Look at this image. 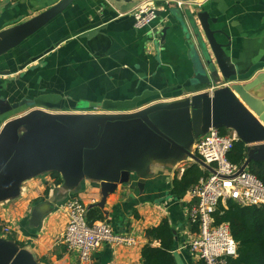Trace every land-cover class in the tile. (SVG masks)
<instances>
[{
    "label": "crops",
    "instance_id": "1",
    "mask_svg": "<svg viewBox=\"0 0 264 264\" xmlns=\"http://www.w3.org/2000/svg\"><path fill=\"white\" fill-rule=\"evenodd\" d=\"M59 1L0 0V32ZM137 4L76 0L24 46L1 57L0 72L7 73L0 76V90L5 89L0 93L11 102L29 99L36 102L33 108L40 107H25L12 115L37 110L128 115L208 90L193 81L189 47L182 35H175L171 9L137 28L131 14ZM127 7L131 10L126 13ZM196 9L208 11L230 35L227 53L238 74L234 82L248 83L264 74V0H204ZM96 29L100 33L83 38ZM196 142L189 146L190 154L167 144L143 148L129 173V185L118 186L108 196L102 209L106 221L115 233L136 237V246L104 245L91 261L81 263L64 240L65 205L75 196L88 208L94 207L102 200L101 189L87 177L67 181L59 170L24 180L18 197L0 201V238L17 246L31 264H142V249L150 241L147 230L167 220L176 232L174 254L181 264H198L185 248L195 234L189 217L192 198L189 190L183 198L173 195L176 178L193 165L204 168L195 160ZM53 172L62 175L61 185L53 182ZM45 202L51 203L53 212L36 228L32 212ZM1 227L9 228L10 234L4 235ZM159 245L153 242V246Z\"/></svg>",
    "mask_w": 264,
    "mask_h": 264
},
{
    "label": "water",
    "instance_id": "2",
    "mask_svg": "<svg viewBox=\"0 0 264 264\" xmlns=\"http://www.w3.org/2000/svg\"><path fill=\"white\" fill-rule=\"evenodd\" d=\"M75 1L61 0L32 19L0 32V58L20 47ZM112 1L133 7L142 0ZM129 7L125 8L126 13L131 10ZM171 11L175 35L177 38L182 35L189 47L193 81L208 90L128 115H78L46 109L50 112L28 111L14 116L22 108L40 107L33 108L36 102L29 99L11 102L0 93V201L18 197L24 180L48 170H59L67 181L87 177L97 182L102 200L94 207L104 209L108 196L118 186L129 185V173L143 148L167 144L190 154L189 146L212 128L232 131L248 146L249 156L242 170L249 169L254 161L264 162V74L248 83L234 82L237 68L227 53L231 37L223 23L212 18L208 11L194 8ZM156 16L162 17L163 11H157ZM100 31H90L83 38ZM166 32L164 29L162 41ZM5 73L0 72V76ZM195 160L213 172L199 157ZM52 212L50 202L38 205L32 212V225L39 227ZM31 262L17 246L0 238V264Z\"/></svg>",
    "mask_w": 264,
    "mask_h": 264
},
{
    "label": "built area",
    "instance_id": "3",
    "mask_svg": "<svg viewBox=\"0 0 264 264\" xmlns=\"http://www.w3.org/2000/svg\"><path fill=\"white\" fill-rule=\"evenodd\" d=\"M199 7L200 2L142 0L131 14L135 26L142 28L157 17V11ZM238 140L234 132L221 135L218 129L212 128L195 144L198 157L213 169L212 172L202 168L207 175L188 191L193 201L189 217L198 230L185 248L198 264H230L238 257V243L230 226L227 223L216 224L215 213L220 206L227 207L229 201L241 206H264V183L248 168L242 170L244 164L236 165L228 159ZM65 206L68 224L64 240L69 251L77 254L81 263L91 261L94 253L104 245L133 247L138 244L134 236L115 233L107 221L89 225L88 206L77 197L71 198ZM3 234H10V229L4 227Z\"/></svg>",
    "mask_w": 264,
    "mask_h": 264
},
{
    "label": "trees",
    "instance_id": "4",
    "mask_svg": "<svg viewBox=\"0 0 264 264\" xmlns=\"http://www.w3.org/2000/svg\"><path fill=\"white\" fill-rule=\"evenodd\" d=\"M219 132L221 135H228L230 131L220 129ZM248 156V146L238 140L228 154V159L233 164L242 165ZM249 171L264 183V162H252ZM206 175L207 172L197 165L189 167L180 179L174 180L173 195L176 198H183L187 191ZM51 176L57 186L63 183L61 174L53 172ZM46 192L48 193V190ZM215 220L217 225L227 223L238 243V257L232 259L230 264H264V206H241L229 201L227 207L220 206L215 213ZM87 221L92 225L95 222L106 221V217L102 209L95 206L88 210ZM194 230L195 232L198 230L197 226H194ZM146 233L150 241L142 249V264H177L174 254L175 236L169 222L164 220L159 226L147 230ZM155 241L160 245L153 246Z\"/></svg>",
    "mask_w": 264,
    "mask_h": 264
},
{
    "label": "rangeland",
    "instance_id": "5",
    "mask_svg": "<svg viewBox=\"0 0 264 264\" xmlns=\"http://www.w3.org/2000/svg\"><path fill=\"white\" fill-rule=\"evenodd\" d=\"M32 39V38H31ZM29 41V40H28ZM27 42L25 41L21 46H24L25 44H26ZM32 104V103H31ZM30 104V105H31ZM85 109H86V107H85ZM230 132H232V131H230ZM229 132V133H230ZM176 260H177V263H179V264H181V262H180V259H179V256L178 255H176Z\"/></svg>",
    "mask_w": 264,
    "mask_h": 264
}]
</instances>
